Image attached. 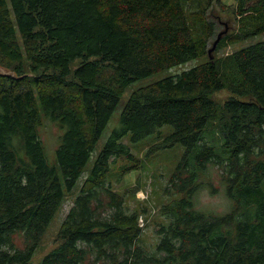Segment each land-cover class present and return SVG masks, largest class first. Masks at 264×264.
<instances>
[{"label": "trees", "instance_id": "obj_1", "mask_svg": "<svg viewBox=\"0 0 264 264\" xmlns=\"http://www.w3.org/2000/svg\"><path fill=\"white\" fill-rule=\"evenodd\" d=\"M217 4L0 0V264H32L86 171L61 243L40 264H264V39L211 59ZM234 14L237 31L214 53L264 33V0H236ZM195 60L135 89L115 114L131 84ZM223 89L233 96L218 104L213 94ZM43 119L61 130L54 163ZM153 134L162 141L152 149L180 144L184 153L166 189L180 197L163 205L150 249L140 213L127 209L109 173L117 158L139 168L131 142ZM212 166L230 201L225 212L197 204L202 188L214 190Z\"/></svg>", "mask_w": 264, "mask_h": 264}, {"label": "rangeland", "instance_id": "obj_2", "mask_svg": "<svg viewBox=\"0 0 264 264\" xmlns=\"http://www.w3.org/2000/svg\"><path fill=\"white\" fill-rule=\"evenodd\" d=\"M222 1V5L217 4L211 9V18H213L218 24L216 36L220 33L223 35L233 34L238 29V23L234 14L236 0ZM262 39H264V33L253 36L246 41L223 47L214 53V57L227 55L243 46L256 43ZM196 62V60L189 62L184 67L178 66L131 84L123 94L115 114L120 115L130 94L138 87L157 81L167 75L178 73L183 68H188ZM26 65V69H30V63L28 61H26ZM231 96H233V94L225 89L216 91L213 94V98L218 104H223ZM115 121L116 117L114 119V122ZM112 126L113 124L110 122L105 134L98 142L92 159L89 162V169L92 166L97 153L103 148ZM40 131L46 146L49 161L54 163L51 159H56V149L59 144L61 130L56 124L43 119ZM154 137L155 134L137 143L131 142L133 152L136 157L140 159L141 166L139 168H136L135 166L125 168V166L136 164V160L117 158L115 159L111 172L109 173V181L112 188L118 193L126 195L127 209L129 211L137 210L140 213V224L143 227L141 240L142 243L150 249H154L157 245L159 241L158 229L161 227V224L166 221L161 211L163 205L172 199L174 200L180 197V195H169L170 191L168 192L166 189L168 180L182 159L184 153V148L180 144L171 147L152 149L157 143L162 141V139ZM126 141H129V137L126 138ZM209 172L214 190L205 187L198 192L196 196L198 207H200V209L203 208L204 210H210L217 213L225 212L229 210L231 206L230 201L225 194V185L221 182L217 168L212 166L209 169ZM87 174L88 171H86L81 177L79 185H77L72 192L66 194L61 208L55 214L42 238L40 247L33 258L32 264H40L46 254L60 245L61 240L58 238L59 229L67 213L73 206L75 197L80 193L82 182ZM201 178L204 182L210 181L208 180L210 178L206 174L201 175Z\"/></svg>", "mask_w": 264, "mask_h": 264}, {"label": "water", "instance_id": "obj_3", "mask_svg": "<svg viewBox=\"0 0 264 264\" xmlns=\"http://www.w3.org/2000/svg\"><path fill=\"white\" fill-rule=\"evenodd\" d=\"M222 35H223L222 33H220V34L218 35V38H217L216 41L214 42L213 46L209 49V55H210V58H211V59L214 58V51L216 50V48H217V44H218V42H219V40H220V38H221ZM0 70H3V69L0 67Z\"/></svg>", "mask_w": 264, "mask_h": 264}]
</instances>
